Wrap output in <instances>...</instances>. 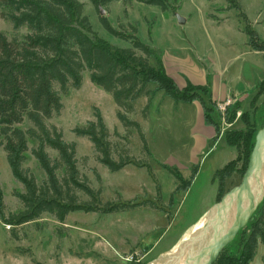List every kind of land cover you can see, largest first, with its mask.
Here are the masks:
<instances>
[{"label": "rangeland", "instance_id": "obj_1", "mask_svg": "<svg viewBox=\"0 0 264 264\" xmlns=\"http://www.w3.org/2000/svg\"><path fill=\"white\" fill-rule=\"evenodd\" d=\"M78 1L82 3V13L98 37L110 45L130 46L129 42L115 38L103 29L99 22L101 13L89 0ZM169 2L168 9L162 11L157 6L137 0H117L102 7L104 11L101 15L113 27L126 32L131 31L130 25L134 26L138 38L155 51L156 58H149L153 67H156L157 59L161 62L162 58L166 62L181 60L191 65L199 64L208 72L223 68L233 83L237 82L240 73L249 84L255 83L251 90L242 92L239 101H235V96H226L232 99V103L225 111L214 109L217 117L223 118L226 124L236 120L235 124L227 127L230 130H225L224 135L226 131H247L246 142L240 141L238 147L237 164L241 165L244 152L252 150L256 132L264 122V84L260 87L264 80V60L262 52L249 45L247 35L248 30L252 45L264 49V0H237L239 9L229 8L225 0ZM178 17L182 18V22L178 21ZM0 31L8 38L27 32L26 28L14 31L11 23L1 15ZM175 77L178 84H182L184 78L191 80L187 74L181 78ZM206 78L204 76L203 81ZM154 87L155 84L150 85L151 89ZM54 89L59 92L63 107L59 115H54L46 123L60 129L64 140L76 143L75 157L79 172L87 177L90 187L100 190L101 201L152 200L161 209L138 206L106 214L72 212L62 222L53 215L43 213L39 218L16 227L0 221V264H160L166 260L165 251L171 253L177 248L181 240L187 237L180 235L181 232L196 219L188 200L175 215L171 212L172 201L179 200L176 194L173 195L178 184L174 170H178L180 173H176L183 179L188 178L190 172L179 169L171 164L172 161L167 165L161 164L169 159L168 150L180 147L187 141L183 118L188 110L177 106H174L177 108L174 110L167 104L161 119H157L153 113L152 122L151 118L145 122L140 113L147 97L142 96L135 101L134 111L125 114L140 124L150 152L146 154L142 150L138 132L122 125L116 116L119 108L111 95L89 80L88 71L83 72L79 88L68 84L63 91L55 84ZM196 92L202 97L207 95L208 90L206 88V93L197 89L188 90L192 95ZM208 103L211 106V102ZM231 110H234V119L230 116ZM96 111L109 131L111 157L118 159L120 154L127 155L142 165L128 164L119 171L111 172L98 162V154L92 143L87 137L76 136L73 132L74 127L94 120ZM18 126L25 130L30 124L25 120ZM27 145V159L22 166L40 184L44 174L31 154L36 143L28 138ZM46 151L52 158L56 157L54 150L46 148ZM249 155L248 152V158ZM207 166L208 163L203 168ZM209 175V170L201 171L200 184L207 185ZM237 179V176H233L229 185ZM0 188L6 213L22 207L14 192L23 191V186L14 179L2 147ZM77 194L81 200L88 199L81 192ZM167 210L170 214L166 213ZM249 264H264L262 242H257L255 255Z\"/></svg>", "mask_w": 264, "mask_h": 264}, {"label": "trees", "instance_id": "obj_2", "mask_svg": "<svg viewBox=\"0 0 264 264\" xmlns=\"http://www.w3.org/2000/svg\"><path fill=\"white\" fill-rule=\"evenodd\" d=\"M89 1L99 10L117 0ZM137 1L157 6L162 11L170 5L169 0ZM225 1L229 8L239 9L237 0ZM0 15L11 23L14 31L21 28L27 30L25 34L12 38L0 31V147L6 152V161L14 179L23 186V191L14 192L22 207L10 213L5 212L0 188V221L16 227L39 218L43 213L53 215L62 222L72 212L106 214L138 206L161 209L152 200L101 201L100 190L90 187L87 177L79 172L75 157L76 143L67 142L60 129L46 123L54 115H59L63 107L54 85L58 84L63 91L68 84L79 88L83 72L88 71L89 80L111 95L119 108L116 116L122 125L138 132L142 150L146 154L150 152L140 124L125 114L134 111L135 101L142 96L147 97L140 113L142 119L146 120L149 102L155 91L162 90L175 101L198 100L203 108L205 123L217 129L210 116L216 110L214 103L208 106L197 92L194 95L188 93L193 89L206 93V88L191 83L178 87L167 75L160 60L157 59L156 67H153L149 58H156L155 51L138 38L132 25L131 31L126 32L113 27L100 14L99 22L103 29L111 36L129 42L130 46L110 45L98 37L82 13V3L78 0H0ZM250 33L247 30L249 45L261 51L264 60V49L252 45ZM151 84L156 87L151 89ZM263 84L264 80L260 87ZM233 111H230L232 119L235 117ZM25 120L30 126L24 130L18 125ZM73 132L76 136L87 137L98 154V162L111 172L119 171L128 164L142 165L127 155L120 154L118 159L111 157L109 131L98 111L94 114V120L74 127ZM113 133L117 134L116 131ZM246 135L245 130L225 132V141L236 148L237 156L213 175L217 181L215 202L239 182L245 170L251 150L244 152L241 165L237 161L239 143L246 142ZM28 138L36 143L31 154L44 174L40 184L22 166L27 159ZM46 148L54 150L56 157L52 158ZM174 171L178 180L174 191H184L192 181L195 170L187 179H183L177 170ZM233 176L238 179L229 185ZM78 192L88 199L81 200ZM258 241L264 247V197L246 225L222 249L213 264H249Z\"/></svg>", "mask_w": 264, "mask_h": 264}, {"label": "crops", "instance_id": "obj_3", "mask_svg": "<svg viewBox=\"0 0 264 264\" xmlns=\"http://www.w3.org/2000/svg\"><path fill=\"white\" fill-rule=\"evenodd\" d=\"M162 64L167 75L174 80L178 87H183L187 83H191L207 88L208 93L207 95H202V99L208 106V102L216 103L228 95L235 96V101H239V99L242 98V92L251 90L255 84L254 82L249 84V82L245 81L242 73H240L237 82L233 83L231 79L227 78V72L220 67L218 69H211V72H208L205 68L200 67L199 64L197 65L193 63L191 65L189 62H183L181 60H177V62L175 60L166 62L163 58ZM186 74L191 80L184 78L185 80H182V84H178L175 80V76L181 78L186 76ZM204 76H207L206 80H208V82H206V80L203 81ZM167 104H170L169 106L174 110L177 109L174 108V106L188 110L183 118V121L186 124L185 134L187 135V141L183 142L180 147L168 150L169 159L161 164L167 165V162L172 161L171 164L177 165L179 169L188 170L190 174L192 170H195V175L189 186L184 191L173 193V195L176 194L179 197V200H173L171 205V212L175 215L180 209V206H182L187 200L190 202L196 219L180 234L189 236L198 230L199 227H197V225L204 220L210 207L215 203L217 193V181L213 179L215 171L222 168L237 155L236 148L227 144L224 135L225 130H230V128L227 127H231L235 124L236 120L233 123L226 124L222 121L223 118L221 119V117H217L218 115L216 111H213L210 113V116L217 124L216 129L215 126L205 123L203 108L198 100H193L191 102L175 101L162 91H158L151 99L148 118L145 122H149L150 118L152 122L153 113L157 116V119H161L163 110ZM207 163L208 166L204 169L203 167ZM203 170L210 171L207 185L200 184L198 180L200 172ZM166 213L170 214V211L167 210Z\"/></svg>", "mask_w": 264, "mask_h": 264}, {"label": "water", "instance_id": "obj_4", "mask_svg": "<svg viewBox=\"0 0 264 264\" xmlns=\"http://www.w3.org/2000/svg\"><path fill=\"white\" fill-rule=\"evenodd\" d=\"M100 7L99 12L103 14ZM182 22V18L178 17ZM264 197V122L257 130L238 184L227 190L207 212L202 225L183 238L160 264H213L222 249L243 228ZM148 264V263H147Z\"/></svg>", "mask_w": 264, "mask_h": 264}, {"label": "built area", "instance_id": "obj_5", "mask_svg": "<svg viewBox=\"0 0 264 264\" xmlns=\"http://www.w3.org/2000/svg\"><path fill=\"white\" fill-rule=\"evenodd\" d=\"M231 101H232L231 98L226 97V99H224V100L217 101L215 106H216V108H217L218 110L225 111L226 107H227L230 103H232Z\"/></svg>", "mask_w": 264, "mask_h": 264}, {"label": "bare ground", "instance_id": "obj_6", "mask_svg": "<svg viewBox=\"0 0 264 264\" xmlns=\"http://www.w3.org/2000/svg\"><path fill=\"white\" fill-rule=\"evenodd\" d=\"M201 224H202V221L198 224V226L197 227H200L201 226Z\"/></svg>", "mask_w": 264, "mask_h": 264}]
</instances>
